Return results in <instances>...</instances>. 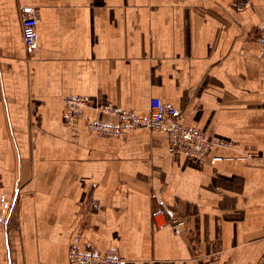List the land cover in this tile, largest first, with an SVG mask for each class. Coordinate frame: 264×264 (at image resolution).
Returning a JSON list of instances; mask_svg holds the SVG:
<instances>
[{"label": "crops", "instance_id": "0c3cea01", "mask_svg": "<svg viewBox=\"0 0 264 264\" xmlns=\"http://www.w3.org/2000/svg\"><path fill=\"white\" fill-rule=\"evenodd\" d=\"M263 26L264 0H0V264H69L77 235L124 264H264ZM76 95L93 107L68 125ZM152 98L229 146L86 129Z\"/></svg>", "mask_w": 264, "mask_h": 264}, {"label": "built area", "instance_id": "2783aa9c", "mask_svg": "<svg viewBox=\"0 0 264 264\" xmlns=\"http://www.w3.org/2000/svg\"><path fill=\"white\" fill-rule=\"evenodd\" d=\"M249 5L246 1L242 7ZM38 19L33 16L24 17L21 21V39L28 50L37 46ZM256 50L264 60V26L255 39ZM63 118L68 125L82 116L84 109L92 108V103L82 95H76L63 100ZM107 113L116 118L114 123L87 121L86 129L103 138H123L137 129H149L163 133L166 136L168 151L172 154H181L194 161H203L208 157L210 150L226 148L229 144L216 139L206 132L186 127L174 108L165 105L158 98L149 101L148 114L138 115L131 111H118L105 109ZM222 157L214 156L213 161ZM69 264H124L125 261L114 251L108 250L102 254L89 250L84 246L80 235L74 238L68 249Z\"/></svg>", "mask_w": 264, "mask_h": 264}, {"label": "rangeland", "instance_id": "374dc122", "mask_svg": "<svg viewBox=\"0 0 264 264\" xmlns=\"http://www.w3.org/2000/svg\"><path fill=\"white\" fill-rule=\"evenodd\" d=\"M255 49H256V47H255Z\"/></svg>", "mask_w": 264, "mask_h": 264}]
</instances>
